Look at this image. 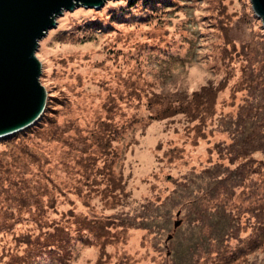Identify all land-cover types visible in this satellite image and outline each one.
<instances>
[{"label":"trees","instance_id":"1","mask_svg":"<svg viewBox=\"0 0 264 264\" xmlns=\"http://www.w3.org/2000/svg\"><path fill=\"white\" fill-rule=\"evenodd\" d=\"M186 1L106 0L99 7L77 6L82 10L81 14L70 16V19L55 27V32L59 40L84 43L96 38L98 32L108 34L111 31H118L117 26L139 27L136 25L140 24L145 26L140 29L145 31V34H141L150 36L144 37L143 43L149 42L151 49L168 53L170 45H174L176 41V45L180 43L178 37L181 33L174 28L168 34L165 15L179 9L180 6L189 5ZM192 1L196 2V0ZM223 4L222 1L219 2L221 15L215 17L218 27L225 29L223 33H226V36L223 42L227 44L223 47V54H220L219 64L224 65L233 58L227 48L229 45L232 50L237 41L240 54L237 51L235 53L242 59L241 76L239 75L241 79L237 84L241 87H235V90L242 91V100L240 99L227 112H219L221 114L216 116V98L225 84L208 80L190 94L177 89L166 93L149 88L150 91L144 96L145 101H139L142 102L141 105H133L132 114L122 115L126 118V123L131 125L138 119L137 116L142 117L138 114L142 109L147 111L146 123L181 114L191 122H215L218 125V132L229 135L228 142L223 145L218 143L220 147L216 148L221 160L218 164L213 163L217 164L215 171L211 170L213 164H208L200 168L196 175L195 171H191L186 178L183 175V180L178 181L175 187L176 190L183 188L185 190L188 188L187 185L185 186L186 180L196 179L194 184L197 186L188 188L187 193H191L192 197L187 199H192L195 206L193 215L194 220L197 221L194 227L199 229L201 226L198 222H205V227H202L197 237V241L205 237V245L182 249L179 253L173 254L166 253L163 247L154 248V255L151 256L154 264H264V256L258 257L264 253V160L254 156L255 152L264 154V29L259 31L262 37L257 39V48H251V40L256 37L251 38L252 33L249 31L251 26L249 28L246 23L250 16L245 13L244 18L240 16L234 20L240 23L238 24L241 25L245 35L230 36L228 31L232 33L235 22H231L233 24L229 26L228 19H224ZM252 18L259 20L254 14ZM146 26L152 29L151 33ZM156 29L163 30L164 36L160 38ZM245 29H248L247 32ZM236 30L237 28L235 32ZM136 44L139 43L135 40L128 49H124L125 55L131 56L132 48L137 49ZM250 50H253L251 55L248 53ZM118 51H121V48ZM229 52L230 55L227 57ZM235 90L233 88L232 94L237 93ZM62 91L48 92L43 110L33 123L0 136V233L8 232L13 238L10 243L6 239L0 240L3 241L0 242L3 255L0 264H70L77 253V248H94L100 244L93 264H109L104 260L105 255L102 250L108 245L113 246L115 242L125 245L128 229L145 228L148 220L144 219L155 213V210L169 199L167 197L170 194H158L154 198L144 197L137 201L136 198H130L131 195L122 189L124 192L121 193V200L124 201L120 202V210L116 213L117 220L115 217H110L111 215L102 214L101 217H97L93 213V207L89 206L85 198H82V201L87 210H79L70 201V208L65 209L62 217L57 219L49 216L47 210L41 207L42 200H40V196L45 194L46 190L52 189L63 196H73L74 200H76L75 196L82 195L73 176L69 172L61 171L59 167L57 169L58 158H53L52 150L48 146L49 153L46 147L52 141L63 142L65 138H70L64 132L66 129L59 127L55 121L56 109L61 105L65 106L62 100L69 102ZM57 105L59 106L56 107ZM123 112L126 111L121 110L122 114ZM126 123L107 125L105 131L110 143L111 140L119 141V129H122L123 124L126 127ZM85 134L86 132H82L80 136ZM114 148L117 150L118 146ZM181 150L179 147L171 146L166 149L168 153L166 156L181 161L183 159ZM109 152L108 158L112 161V157L114 160L117 156L114 155L115 150L112 148ZM76 156L78 159H84L90 166L88 159L91 156L87 155L86 151H81L80 148ZM224 159L229 163L233 162L234 167L225 166ZM45 164L47 166L44 168ZM38 166H40L38 173L32 170L33 168L37 170ZM94 168L91 169L92 173L95 172L92 178L94 183H97L98 176L102 177L105 174L109 183L115 184L121 180L114 169H105L107 171L105 173L103 168L100 169L96 165ZM41 174L44 178H41ZM16 179L21 181L16 182ZM88 179L91 181L86 172L82 180L86 186L91 184ZM10 184H16L17 189L24 186L21 190L25 192L19 191L14 196L3 194L1 191L6 190L7 185ZM175 205L173 204V207ZM169 207L171 208V205ZM169 213L167 211L165 217ZM25 221L28 223L27 226L22 229L17 228ZM31 224L35 225L37 231L33 232L31 228L29 229ZM141 239L140 244L146 248ZM120 259H124L126 264H132L124 250L120 253Z\"/></svg>","mask_w":264,"mask_h":264},{"label":"rangeland","instance_id":"2","mask_svg":"<svg viewBox=\"0 0 264 264\" xmlns=\"http://www.w3.org/2000/svg\"><path fill=\"white\" fill-rule=\"evenodd\" d=\"M220 1L224 3L222 16L225 20L228 19L229 26L233 24L231 22H235V29L237 28L236 32L234 29L232 33L226 29L230 36L235 34L239 37L244 36L245 32L242 31L240 23L234 20L240 16L244 18L246 14L250 16L246 23L249 28L251 26L249 30L252 33L251 38L256 37L251 40V48H257V39L262 37L259 31H262L264 26L259 16V20L252 18L253 14L256 17L257 15L251 7L250 0H196V2L187 0L186 3L189 5L180 6L179 9L165 15L168 34L174 28L181 33L178 37L180 43L176 45V41L174 45H170L168 53L157 52L155 48L151 49L149 42L143 43L144 37L150 36L141 34H145V31L140 30L145 26L140 24L136 25L139 27L117 26L118 31H111L108 34L98 32L96 38L84 43L59 40L55 27L70 19V16L81 14L82 10L77 6L70 10H62L56 15L55 26L49 28L38 40L35 56L40 61L39 81L45 89V96L49 91L57 93L63 90V96L68 97L69 102L62 100L65 106H56L59 107L56 109L57 114L54 115L56 123L66 129L64 132L73 141L72 144L70 138H65L63 142L52 141L46 147L49 153L48 146L52 150L53 158H58L57 169L59 167L61 171L69 172L80 187V194L82 193L79 196L81 199L75 196L74 200L73 196H63L56 190L48 189L40 196L41 207L47 210L49 216L58 219L62 217L66 208H70V201L79 210H87L82 201V198H85L97 217L103 214L116 218L120 202L124 201L121 200V193L124 191L137 201L144 197L154 198L158 194H170L167 197L169 199L156 209L158 212L155 210V213L144 219L148 220L145 228L128 229L125 245L115 242L113 246L108 245L102 250L105 255L103 258L109 264H126L124 259H120L123 250L128 254L132 264H154L151 259L155 252L154 248L163 247L166 253L173 254L179 253L182 249L204 246L206 243L205 237L197 241L205 222H198L201 226L199 229L194 227L197 221L193 215L195 206L192 199H187L192 197L191 193H187L188 188L197 186L194 184L196 179L184 181L185 186H188L185 190L184 188L176 190L175 187L178 181L183 180V175L186 178L191 171H195L196 175L200 168L216 162L218 164L221 159L216 148L220 147L218 143L226 144L229 135L218 132V125L215 122H191L181 114L146 123L147 111L142 109L138 113L142 117L137 116L139 120L136 119L131 125L126 123V118L122 115L132 114L133 105H141L142 102L139 101H145L144 96L150 91L149 88L166 93L177 89L190 94L208 80L225 84L216 98V116L221 114L219 112H227L238 103L243 94L242 91L235 90V87H241L237 84L241 79L242 62L240 56L235 53V51L239 53L240 49L237 47V41L236 47L234 46L232 50L229 45L227 48L233 58L231 56V60L226 61L224 65L219 64L220 54H223V47L227 45L223 42L226 36V33H223L225 29L219 28L215 19L221 15L218 8ZM146 27L151 33L152 29ZM247 30L245 29L246 32ZM158 31V36L163 37V30ZM135 40L139 43L136 44L137 49L132 48L131 56L125 55L124 49H128ZM120 48L121 51H118ZM248 53L251 55L253 50ZM233 88L236 94H232ZM121 110L126 112L122 114ZM120 122L126 123V127L123 124L122 129H119V141L111 140L110 143L105 129L109 124L119 125ZM82 132H86L87 135L80 136ZM108 143L110 144L107 145ZM115 146H118L117 150ZM171 146L182 149L181 161L166 156L168 154L166 149ZM80 148L91 156L88 159L90 166L84 159L77 158L76 154ZM111 148L115 150L114 155L117 156L114 160L112 157V161L108 158ZM254 156L264 160V154L260 152H255ZM217 164L211 165L212 171L217 169ZM223 164L234 167L233 162L229 163L227 159L223 160ZM95 165L104 170L114 169L121 180L119 183H109L105 174L102 177L98 176L97 183H94L92 178L95 172L92 173L91 169ZM39 169L40 166L37 170L36 168L32 170L38 173ZM86 172L91 178V181L88 179L91 184L87 186L82 182ZM41 178H44L42 174ZM19 181L21 180L16 179V182ZM15 185H7L6 190L1 188L3 189L1 192L13 196L19 191L25 192L21 190L24 186L17 189ZM173 204H176L175 207ZM167 211L170 213L165 217ZM27 224L26 221L21 222L17 228L22 229ZM141 224L143 225L142 221ZM30 228L33 232L37 231L35 225H29ZM0 235L2 236L0 240L6 239L9 243L13 240L8 232ZM140 239L146 248L142 247ZM100 246L101 244L94 248H77V253L70 264H93ZM1 252L0 249V258L3 257ZM261 256H264V253L258 257Z\"/></svg>","mask_w":264,"mask_h":264},{"label":"water","instance_id":"3","mask_svg":"<svg viewBox=\"0 0 264 264\" xmlns=\"http://www.w3.org/2000/svg\"><path fill=\"white\" fill-rule=\"evenodd\" d=\"M264 26V0H250ZM105 0H0V136L27 127L41 114L45 89L39 81L38 40L55 17L74 6Z\"/></svg>","mask_w":264,"mask_h":264}]
</instances>
